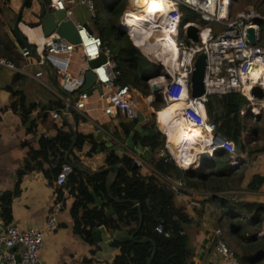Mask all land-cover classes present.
Returning <instances> with one entry per match:
<instances>
[{"label":"crops","instance_id":"1","mask_svg":"<svg viewBox=\"0 0 264 264\" xmlns=\"http://www.w3.org/2000/svg\"><path fill=\"white\" fill-rule=\"evenodd\" d=\"M256 1L255 8L264 12V2ZM21 3L22 0H0V57L8 59L14 65L13 68L0 65V194L14 188L17 168L26 158L29 148H38L41 135L51 138L56 134L57 129L94 134L95 126L98 125L117 144L119 141L125 142L127 135L124 128L129 127L130 133L137 123V115L134 121L126 119L121 114L103 115L101 111L103 100L97 91L90 93L86 117L79 115L73 109L74 113L71 110L69 114H66V102L61 98L63 95L56 87L57 78L54 71L46 63H34L36 61L33 56L24 58L19 53V45L22 44L15 38L12 27ZM37 9L36 2L30 0V6L23 9L18 23V31L24 34L25 40L35 47V53L41 50L44 38L38 19L31 13ZM70 19L83 23L92 32H96L97 28L91 23L92 20H89V12L84 6L72 5ZM28 23L38 25L30 27ZM84 69L83 59L78 53H74L69 70L72 74H78ZM38 71L41 74L36 77L35 73ZM135 91L133 98L136 111L143 113L142 125L148 128L153 122L154 99L152 96H145L139 88ZM16 92L23 95L26 106L35 104V109L28 114V117L35 121L34 131L27 130L29 125L20 115L22 108L11 107ZM149 97L151 99L148 100ZM261 101L260 113L256 118L253 119L249 114L243 115L246 121L245 151L242 152L235 146L232 154L233 158H239V161L234 164L229 163L230 171H226L223 166H217L221 168L222 173L219 176L221 181L218 179L220 185L218 191L205 189L202 186L198 188L185 186L181 191L166 182L176 190L178 205L182 206L192 219V223L185 230L188 246L191 249V255L186 259L185 264H226L222 258L213 253L217 238L214 229L219 228L225 240L227 232L223 225H228L226 227L228 229L234 219L227 218L223 211L239 199L261 207L252 217L244 214L238 216L236 219L241 221L243 229H230L225 242L234 252L239 264H264V239L257 235L264 221V98ZM162 108L157 114V121L163 111ZM51 110L57 111L60 117L52 118L49 114ZM64 115H67V120H64ZM158 130L156 135L160 136ZM136 138L135 134L133 139L136 140ZM95 141L94 149L92 143L86 141L80 149L72 147L70 150L78 159L81 168L93 172L103 170L105 153L110 151L103 144ZM68 149L65 151L64 160ZM227 154L231 157V154ZM66 165L72 167L67 162ZM153 170L150 161H147V165L140 166L143 174L153 173ZM114 174L115 171L110 174L108 183L113 181ZM256 177L262 178V181L252 188V181ZM54 180L50 182L40 170H32L22 175L19 194L11 201L12 222L10 223L20 228H42L48 215L54 211L58 223L55 229L44 235L39 250L42 264H112L113 258L120 253V248L110 242L85 239L74 232L70 213L73 197ZM59 187L62 188L63 197L58 200L57 188ZM191 199H195L199 203L198 206L190 204ZM3 223L0 217V226ZM254 230L255 236L251 238L250 235L252 236Z\"/></svg>","mask_w":264,"mask_h":264},{"label":"built area","instance_id":"2","mask_svg":"<svg viewBox=\"0 0 264 264\" xmlns=\"http://www.w3.org/2000/svg\"><path fill=\"white\" fill-rule=\"evenodd\" d=\"M165 1L173 6L170 16L167 17L170 22L168 21L169 24L164 28L165 33L173 39L172 47L175 53L172 57L165 59L163 56L162 59L150 57L149 54L141 50L140 44L134 43L127 29L121 28L129 34L133 45L150 62L159 63L164 68V74L160 77L161 82H147L150 93L148 96H152L154 99L153 95L155 94L152 86L156 84L160 87L158 93H160L164 104L171 99L179 100L182 103L181 114L186 120L198 124L202 123L211 135L220 136L226 142V144L214 146L212 153L219 150L226 151L231 154L230 162L234 164L239 161V158H233L232 156L234 143L214 131L215 125L208 119L205 104L211 95L221 96L231 91H236L247 100L245 105L240 108L239 113L241 115L249 114L253 119L259 115L262 101L251 93V89L253 86L258 85L264 91L262 80L256 82L264 69V12L252 5L236 10V0ZM75 4L84 6L88 10L89 16L92 19L95 18L96 8L94 0H50L46 7L53 10L63 9L66 17L70 18L72 5ZM181 6L196 13L202 23L195 21L182 23L180 27L181 39L177 40L174 34L181 17ZM124 14L125 11L120 16L119 28L123 25ZM72 21L79 37L77 44H73L63 37L50 35L43 38L41 50L34 55H31L27 47L19 45L20 55L24 58L33 56L36 61L34 63L39 64H44L45 60H47L53 68L59 87L73 96L72 109L79 115L86 117L90 93L99 91L95 88L90 93L80 90L84 83L83 72L87 68L88 61L99 58L100 54L103 53L105 60L91 68L95 75V82L99 83L101 87L98 95L103 100L101 106L102 114L105 116L121 114L126 119L133 120L137 114L133 98L136 88L123 82L122 86L115 83V80H120V71L117 69L116 61L110 59L111 52L108 45L103 43L101 38L90 31L85 24ZM189 24H194L198 28L197 41H192L186 36V28ZM249 28L253 29L254 43H251L247 37ZM142 33H136L137 38ZM84 39H87V41ZM89 41H92V43H88ZM74 53H78L85 63V69L78 74H72L69 70ZM199 53L205 54L206 61L203 72L204 91L201 95L193 97L190 94V74L193 70L194 60ZM0 65L8 68L14 67L4 57H0ZM40 74L41 72L38 71L35 76L37 77ZM61 98L66 104L68 103V99L64 95ZM152 112L153 122L158 128L156 110ZM49 114L55 119L60 117L55 110L49 111ZM95 130L96 132L103 131L98 125L95 126ZM161 132L164 134L163 131ZM117 145L119 149L124 148V153L132 157L133 163L139 167L147 165V160L139 153L127 148L124 141L117 142ZM167 145V137L164 134L163 149L159 152V155L162 157L169 155L175 162ZM204 163L205 159L201 165ZM70 171V165L63 166L55 177V183L63 186ZM153 172L156 173L155 170ZM162 178L177 190L182 191L185 188V182L182 180L171 181L165 177ZM190 204L198 206L199 203L195 199H191ZM57 223L54 211L48 215L42 228H20L14 223L4 222L0 226V264H42L39 258V250L42 246L44 235L46 232L55 229ZM155 229L158 232H162L160 226ZM214 233L217 238L214 242L213 253L222 258L226 264H239L234 252L222 238V231L216 228ZM257 235L264 239V221Z\"/></svg>","mask_w":264,"mask_h":264},{"label":"trees","instance_id":"3","mask_svg":"<svg viewBox=\"0 0 264 264\" xmlns=\"http://www.w3.org/2000/svg\"><path fill=\"white\" fill-rule=\"evenodd\" d=\"M264 2V0H259ZM96 6V15L92 19L97 26L100 20L99 3L94 0ZM102 4L105 8L110 7L112 16L113 36H122L121 54L128 62L129 75L123 74L121 66L120 81L129 84L135 88H141L139 82L142 81V92L148 95L149 88L146 79L152 71H149L147 64H152L153 70L157 66L150 62L131 42L127 33L117 26V18L124 10L126 0H106ZM26 6H30L28 0ZM101 8H104L101 6ZM182 15L192 13L193 11L181 6ZM259 10V9H258ZM261 11V10H260ZM171 14V10L168 11ZM32 27L36 23H28ZM89 29V28H88ZM90 30V29H89ZM91 31V30H90ZM103 43H107V37L104 33V27H98L96 32ZM21 38L26 39L25 35L19 32ZM16 96L11 107L19 106L21 118L28 123V131H34L35 121L28 117V114L35 109V104L25 105L24 97L20 92L14 93ZM247 102L246 98L236 91L223 94L221 96L211 95L205 104L208 119L214 123V131L218 132L226 139L231 140L240 151H245L246 129L245 117L239 113V109ZM153 105L159 111L164 102L160 94H155ZM156 111V112H157ZM72 113L74 111L72 110ZM76 118V116H75ZM134 121V120H133ZM133 123L131 124V126ZM125 133L128 135L129 127H125ZM74 134L76 141L73 148L80 149L86 141L96 146V141L92 133H79L74 130H60L54 136L39 138L37 149L29 148L26 158L17 168V180L14 188L10 191H4L0 194V217L5 223L12 222L11 201L19 194V184L22 175L32 170H40L52 182L57 173L66 165L64 160L65 151L70 146ZM158 134L161 132L158 131ZM158 136H147L144 138L145 145L148 146L152 154L150 164L156 173L143 174L140 167H133L132 157L127 153L118 156L113 151L105 153L104 164L101 171H89L81 168L76 156L70 151L67 156V163L71 164V171L67 175V180L63 185L64 189L73 197L70 213L73 219V230L79 236L89 239L85 229H94L103 225L109 235L115 231H126L128 235L134 233V241L126 242L111 241L112 245L120 248V253L116 255L112 264H185L186 259L191 255V249L188 246V236L185 232L186 227L192 223L191 217L179 206L176 201V190L171 188L162 178L169 180L182 179L187 188H198L202 186L205 189L218 191L220 189L219 176L220 170L214 166H223L226 171H230V156L223 150L212 154V157L206 158L205 163L200 169H181L169 155L162 157L159 152L163 149V143L158 141ZM93 151V150H91ZM177 164L184 168V162L178 155L172 156ZM111 165L117 167V175L111 183L109 177L114 169L107 168ZM106 168V169H104ZM199 168V167H198ZM226 174V173H225ZM221 181V180H220ZM225 181V180H223ZM262 178L256 177L252 181V188L256 187ZM102 201L100 205L94 204V197ZM62 188H57V199H62ZM261 206L255 203L246 202L242 199L232 202L231 206L224 209L227 218L234 221L230 229H243L241 221L236 219L241 214L254 216ZM113 213L108 215L109 209ZM141 222V223H140ZM140 223V227H138ZM160 226L161 230L168 235V240L163 242L153 235V230ZM240 231V230H239ZM242 236L244 232L242 231ZM255 236V230L250 237ZM153 243L155 252L152 256Z\"/></svg>","mask_w":264,"mask_h":264},{"label":"water","instance_id":"4","mask_svg":"<svg viewBox=\"0 0 264 264\" xmlns=\"http://www.w3.org/2000/svg\"><path fill=\"white\" fill-rule=\"evenodd\" d=\"M38 5L37 10H33L31 13L33 16H35L38 21L39 25L42 31L43 37H48L50 35H57L59 37H63L67 41L77 44L79 42L78 33L76 30V27L74 25V22L72 19L67 18L65 15V12L63 9H49L46 7V5L49 4L50 0H33ZM28 0H22L21 6L18 9L16 13L15 20L13 22V34L15 38L25 47H27L30 50L31 55L35 54V47L30 44L25 39L21 38L18 31V23L21 18L23 9L26 7ZM198 28L194 24H189L186 28V36L192 41H197L198 37ZM247 37L249 38L251 43H254L253 38V29L249 28ZM105 60V56L103 53L100 54L99 58L90 60L87 62V68L83 72L84 77V83L80 87L81 91H87L90 93L93 88L97 89L99 92L101 91V87L99 83L95 82V75L91 71V68L94 66H97L101 62ZM45 63L49 66V68H52V66L49 64L47 60H45ZM205 54L199 53L193 64V70L190 74V94L193 97L199 96L203 93L204 87H203V72L205 67ZM115 83L122 86L123 83L120 80H115ZM56 87L59 90V92L64 95L68 99V103L66 104L65 112L66 114H69L72 110L73 105V96L64 90H62L59 85L56 82ZM152 90L154 94L158 93L160 90V87L156 84H153ZM251 93L259 98L262 99L264 97V91L260 86H253L251 89ZM137 123L134 125L133 130L127 135L125 139L126 147L134 151L135 153H139L145 160L150 161V156L152 154L151 149L145 145L144 138L147 136H156L157 131L156 127H149L145 128L142 125V122L144 121V115L142 112L137 111ZM67 115H64V120L66 119ZM137 135L136 140L133 139L134 135ZM94 139L99 142V144H103L105 147H107L110 151H113L116 155L120 156L122 153H124V148L119 149L118 145L112 140L111 136L107 134L105 131H98L93 134ZM159 142H163L162 135L158 138ZM76 141V135L74 134V138L72 140V143L69 146V149L66 153V156L68 152L72 149L74 143ZM65 156V161H67V158ZM209 158V157H207ZM138 167L135 163H133V167ZM107 168L114 169L115 174L114 177L117 175V167L115 165H111ZM106 169V168H104ZM92 196L94 197V204L100 205L102 203L101 200L97 199L92 192ZM113 213V210L110 208L107 211V214L110 215ZM141 223V222H140ZM140 223L138 227H140ZM85 233L95 241H102V242H111V241H117V242H126L128 240L134 241V233L128 235L126 231H115L112 235H109L106 231L105 227L103 225L98 226L94 229H85ZM153 235L157 239L166 242L168 240L167 234L165 232H158L156 229L153 230ZM155 252V244L153 243V250H152V256ZM151 257L148 260L147 264L150 263Z\"/></svg>","mask_w":264,"mask_h":264},{"label":"bare ground","instance_id":"5","mask_svg":"<svg viewBox=\"0 0 264 264\" xmlns=\"http://www.w3.org/2000/svg\"><path fill=\"white\" fill-rule=\"evenodd\" d=\"M132 2L134 7L125 10L121 28L127 29L134 43L140 44L141 50L150 57L158 59H162V56L164 59L172 57L175 53L172 47L173 39L165 33L164 28L170 22L169 18L167 19L170 16L168 11L172 12L173 6L165 0H132ZM138 32H143L139 38L136 36ZM261 73L256 82L262 80L264 83V69ZM181 106L179 100H169L164 105L165 108L158 121L159 111L156 114L157 126L167 134V146L171 153L185 150L189 162L198 166L205 158L212 157L214 146L226 142L220 136L211 135L202 123L186 120L181 114ZM175 163L177 164L176 160Z\"/></svg>","mask_w":264,"mask_h":264},{"label":"rangeland","instance_id":"6","mask_svg":"<svg viewBox=\"0 0 264 264\" xmlns=\"http://www.w3.org/2000/svg\"><path fill=\"white\" fill-rule=\"evenodd\" d=\"M105 1L106 0H98V3H99L98 6L100 9L99 10L100 20L98 21L99 23L97 24V26L96 25L95 26H96V28L101 27V26L104 27V33L107 37V43L106 44L110 48V52H111L110 59L115 60L118 63V67L121 66V68L123 69V74L129 75L128 62L126 61V59L121 54L122 36L121 35H119L118 37L113 36L112 16L110 13V7L108 6V8H101L102 4H106ZM235 2H236V5H235L236 10L243 8L244 6H247V5H252L254 7L257 5L256 0H236ZM133 7H134V5H133L132 0H126V5H125V8L122 12H124L127 9L129 10ZM95 8H96V6H95ZM122 12H121V14H122ZM121 14L117 18V22H116L118 27H119V20H120ZM182 14L183 13L181 11V17L179 18V21H178V24L176 27V33L174 34V37H176L177 40L181 39V28L180 27H181L182 23H184L185 21H195L198 23H202V22H200L199 17L196 13H194V14L186 13L184 15H182ZM89 20H92V18L90 16H89ZM91 23L94 24L93 21H91ZM263 32H264V28H263ZM127 35H128V38L130 39V36L128 33H127ZM147 65L149 67V71H152V72L150 73V77L148 76V78L146 79V84H147V82L148 83L149 82L154 83V82L159 81L160 77L163 76V74H164L163 66L159 63H156L157 66L153 70L152 64H147ZM118 67H117V69L120 71V69ZM139 84H140L141 88L144 87L142 81L139 82ZM141 88H140V90L142 91ZM156 94H160V93H156ZM148 95H150L149 92H148ZM153 96L155 97V95H153ZM154 109L156 110L155 106H154ZM157 112H156V114H157ZM161 131H163V130H161ZM164 134H165V132H164ZM165 135L167 137V134H165ZM175 155H178L180 157L181 161L184 162V168H187V169L189 168V169H193V170L200 169L197 167H199L201 164L196 166V165L192 164L191 162H189V160L187 158V153L185 150H182V152L175 151L174 154H172V156H175ZM215 169L220 170L221 168L216 166ZM227 226L228 225H223V228L227 232L226 234L228 237V234H229L228 231L230 230V227H228V229H226ZM227 237H225V240ZM226 242H227V240H226Z\"/></svg>","mask_w":264,"mask_h":264},{"label":"clouds","instance_id":"7","mask_svg":"<svg viewBox=\"0 0 264 264\" xmlns=\"http://www.w3.org/2000/svg\"><path fill=\"white\" fill-rule=\"evenodd\" d=\"M104 8H105V6L104 5H102ZM133 87V86H132ZM135 88V87H134ZM157 111V110H156ZM155 125V124H154ZM156 127V126H155ZM157 127H156V131H157ZM159 132H161L160 130H158ZM161 135H162V137H163V141H164V135H163V133L161 132ZM163 143V142H162ZM175 163V162H174ZM179 167V166H178ZM179 168H181V167H179ZM181 169H185V168H181Z\"/></svg>","mask_w":264,"mask_h":264},{"label":"flooded vegetation","instance_id":"8","mask_svg":"<svg viewBox=\"0 0 264 264\" xmlns=\"http://www.w3.org/2000/svg\"><path fill=\"white\" fill-rule=\"evenodd\" d=\"M150 127H155L154 122H152V124L150 125ZM148 128H149V126H148Z\"/></svg>","mask_w":264,"mask_h":264}]
</instances>
